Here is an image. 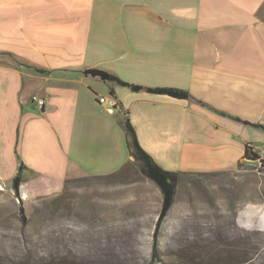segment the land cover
Here are the masks:
<instances>
[{
    "label": "crops",
    "instance_id": "crops-1",
    "mask_svg": "<svg viewBox=\"0 0 264 264\" xmlns=\"http://www.w3.org/2000/svg\"><path fill=\"white\" fill-rule=\"evenodd\" d=\"M126 118L168 172L233 173L246 145L264 150L246 124L264 126V0H0V184L13 192L22 163L24 203L118 173L133 160Z\"/></svg>",
    "mask_w": 264,
    "mask_h": 264
},
{
    "label": "rangeland",
    "instance_id": "rangeland-1",
    "mask_svg": "<svg viewBox=\"0 0 264 264\" xmlns=\"http://www.w3.org/2000/svg\"><path fill=\"white\" fill-rule=\"evenodd\" d=\"M0 186V264H264V164L181 175L156 248L162 194L133 160L24 202L26 224Z\"/></svg>",
    "mask_w": 264,
    "mask_h": 264
},
{
    "label": "trees",
    "instance_id": "trees-1",
    "mask_svg": "<svg viewBox=\"0 0 264 264\" xmlns=\"http://www.w3.org/2000/svg\"><path fill=\"white\" fill-rule=\"evenodd\" d=\"M43 73V71H42ZM84 75H90L93 77H98L103 82H113L119 86L128 87L132 91L137 92L140 90H143L141 86H136L129 84L121 79H119L114 74H111L107 71L100 70V69H87L83 71ZM149 93L153 94H163L167 95L172 98L177 99H188L190 96L187 92L181 91V90H175V89H167V88H146L145 89ZM240 121L239 119H237ZM253 127L259 128L264 130V126L258 125V124H249ZM123 129L125 131V134L128 139V147L130 151V156L133 159L134 162H137L139 164L140 172L150 181H152L160 190L162 194V202L160 210L157 214L156 221L154 224L152 239H153V248H156V243L158 241V237L160 235L162 224L164 223L169 210L172 207V204L174 202V195H175V189L176 185L179 181V178L181 175H184V173H173L168 172L163 169H161L156 163L153 162V160L147 155L143 149L139 146L136 138V134L130 125L128 119L126 118L123 121ZM244 159L246 160H257L258 156L254 154L251 150V148L246 145L245 146V154ZM243 166L242 164H239V167ZM26 169V167L20 163L18 167V171L16 176L13 178L11 183V189L13 191L14 196L17 198L19 202V214L20 219L23 224H26L28 222L27 217L25 215L24 207H23V201L20 198L19 193V185L21 183V174ZM119 173V172H118ZM117 173L112 174L107 177H114ZM155 252V251H154Z\"/></svg>",
    "mask_w": 264,
    "mask_h": 264
},
{
    "label": "built area",
    "instance_id": "built-area-1",
    "mask_svg": "<svg viewBox=\"0 0 264 264\" xmlns=\"http://www.w3.org/2000/svg\"><path fill=\"white\" fill-rule=\"evenodd\" d=\"M96 100L99 105L104 106V109L107 114H114L118 110V103L114 98L107 100L105 99V97L102 96L97 97ZM32 101L35 102L39 108H42L44 105V100L35 96L32 97ZM252 152L258 156V159L255 161H257L259 164H264V150H252Z\"/></svg>",
    "mask_w": 264,
    "mask_h": 264
},
{
    "label": "water",
    "instance_id": "water-1",
    "mask_svg": "<svg viewBox=\"0 0 264 264\" xmlns=\"http://www.w3.org/2000/svg\"><path fill=\"white\" fill-rule=\"evenodd\" d=\"M243 163L249 166H254V167L259 165V163L255 160H244Z\"/></svg>",
    "mask_w": 264,
    "mask_h": 264
},
{
    "label": "bare ground",
    "instance_id": "bare-ground-1",
    "mask_svg": "<svg viewBox=\"0 0 264 264\" xmlns=\"http://www.w3.org/2000/svg\"><path fill=\"white\" fill-rule=\"evenodd\" d=\"M0 189H2V187L0 186Z\"/></svg>",
    "mask_w": 264,
    "mask_h": 264
}]
</instances>
